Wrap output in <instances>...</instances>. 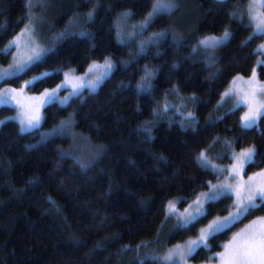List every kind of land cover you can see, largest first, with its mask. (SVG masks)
<instances>
[{
  "label": "trees",
  "instance_id": "obj_1",
  "mask_svg": "<svg viewBox=\"0 0 264 264\" xmlns=\"http://www.w3.org/2000/svg\"><path fill=\"white\" fill-rule=\"evenodd\" d=\"M174 1L192 4L196 10L194 25L181 37L171 30L172 13L180 7L158 14L143 32L132 30L156 0H43L36 6L34 15L44 18L45 47L51 51L22 79L4 87L18 88L49 72L46 80L28 90L39 94L61 84L65 72L85 73L92 62L106 57L116 67L96 92L85 91L69 105H47L38 130L22 133L15 120H8L16 109L0 107V120L7 121L0 126V264H141L142 260L156 264L136 251L161 236L167 202L174 201L184 210L218 178L200 167V152L213 141L229 139L238 150L254 145L257 159L264 161V119L258 129L242 131L244 109L213 118L232 79L248 78L256 68L259 56L254 49L264 41L255 38L241 46L251 32L246 20H234L229 13L242 9L246 0ZM129 11L132 15L121 19ZM32 14L29 0H0V48L29 25ZM117 23L125 43L118 41ZM225 29L232 36L216 50L214 64L197 56L199 40L222 35ZM132 33L138 35L130 39ZM151 38L156 42L149 43ZM11 60L12 53L0 56V67ZM145 66L155 73L151 94L137 91ZM259 75L264 80V69L259 68ZM178 96L194 112L193 125L182 126L171 110L166 116L159 114L161 102L168 97L175 102ZM71 115L79 133L101 146L98 158L89 165L67 152L64 137L44 138L46 131ZM261 169L248 166L245 175ZM232 204L233 198L210 209L205 223L191 233L176 231L169 243L196 236L211 219L228 213ZM261 216L264 210L256 209L210 238V248L192 260L209 261L240 229Z\"/></svg>",
  "mask_w": 264,
  "mask_h": 264
},
{
  "label": "snow or ice",
  "instance_id": "obj_2",
  "mask_svg": "<svg viewBox=\"0 0 264 264\" xmlns=\"http://www.w3.org/2000/svg\"><path fill=\"white\" fill-rule=\"evenodd\" d=\"M40 2L43 3V0H40ZM217 2L222 4L225 0H217ZM32 3L33 0H29L30 7ZM174 8V4L169 3L162 6L159 0H156L152 11L145 17L142 24L133 27H139L140 32H143L162 9L170 12ZM93 14L94 10L88 13L89 20L93 18ZM131 15L130 11L122 13L121 19L126 20ZM229 15L234 20L241 22L247 19L246 29L251 32V35L243 41L242 47L249 45V42L255 38L264 39V0H246L242 9L233 11ZM32 23L33 20L30 17L29 26L9 41L5 47L0 48V56L3 57L10 56L12 51L20 48L27 49L30 53L26 58L23 56L13 57L12 63L7 68L0 70V107H10L17 110L16 115L9 117L8 120H15L19 124L22 133L39 129L42 122L41 109L43 107L56 102L64 104L69 96L80 95L81 90L85 88L95 91L116 67L110 57L104 58L103 63L92 62L85 74L87 79L64 73L63 84L51 91L45 90L39 96H30L26 90H31L40 82L46 80L51 75L50 73L45 72L40 76L26 80L18 88L4 87L5 83L22 79L26 72L34 65L40 64L46 53L51 51V49H41L36 43V34L35 29L32 28ZM114 28L116 29L118 41L125 43L121 38L123 29L120 23L115 24ZM80 35L89 36L90 34L80 33ZM135 35L138 34L132 33L129 38L131 39ZM231 36V32L225 29L220 37L206 36L199 40L198 47L204 50H214L227 43ZM155 42V38H151L149 41V43ZM141 51H143V46ZM254 54L264 57V43L254 49ZM207 59L214 64V57L211 54ZM256 68L264 69V59H257ZM154 76L155 73L145 66L141 82L137 84L138 93L151 94V81ZM241 84L244 87H241ZM70 85L71 92L69 96L61 99L58 95L60 89H67ZM172 92L178 95L176 89H173ZM226 102H234V110L246 108L240 118L242 131L259 128L260 120L264 119V81L259 79L255 68L251 70L247 79L240 75L232 79L231 85L224 91L217 108H220ZM158 108L160 109L159 114L162 116H166L169 110L177 111L174 104L167 102H161ZM181 115L183 116V112H181ZM185 119L189 124L195 123V117L191 112L187 113ZM5 123H7L6 120H0V126ZM145 131L150 132V127H145ZM212 143L215 144L216 141ZM211 148L212 145H209L208 149L200 152L197 156V162L206 173L219 174V178L223 182L218 185L209 183L207 185L209 191L199 193L183 211L177 210L176 202L168 201L165 220L174 221L177 232L191 233L194 228L209 219L211 216L210 209H215L220 203L235 197L231 205L233 210L223 218L216 217L212 219L210 223H207V227L200 228L197 238L189 239L183 245H176L175 248L169 249L167 254L163 256L152 255L145 257V259L155 261L156 264H188L189 258L196 256L201 250L210 248V238H215L220 233L226 232L242 218L253 214L256 209L264 210V170L249 175L247 179L244 178V170L248 166L264 169V161L257 159L258 153L255 146L251 145L236 152L231 149L229 143L227 148L230 164L227 168H219L212 163L213 157L209 151ZM182 199L185 203L188 202L187 198ZM205 205H208V207H205ZM213 260H216L217 264H264V217H261L258 221H253L246 229L232 236L229 243L223 246V251L209 257L210 262ZM141 264H143V260Z\"/></svg>",
  "mask_w": 264,
  "mask_h": 264
},
{
  "label": "rangeland",
  "instance_id": "obj_3",
  "mask_svg": "<svg viewBox=\"0 0 264 264\" xmlns=\"http://www.w3.org/2000/svg\"><path fill=\"white\" fill-rule=\"evenodd\" d=\"M39 3H40V0H33V3L30 7V13H33L32 14V16H33L32 28L35 29L36 43L40 46L41 49H46L45 42H44V39L46 37L45 36L46 28H45L44 18H42L41 15H36V16L34 15V13H35L34 10L36 9V6ZM159 3L162 6L168 5L169 3L175 5V8L172 11L169 12V11L162 9L159 12V14H162V13L170 14L173 11H175L178 7H180V10L177 13H172V14H174V19H173L174 22L172 24L171 30L174 33V35L181 37L187 31H190V29L192 28V26L194 25V22L196 20L195 19L196 10L194 8V5H192V4L187 5L182 1H174V0H159ZM245 20L247 21V19H245ZM135 26H139V25H135ZM137 29H139V27H133V25H132V30H137ZM214 36H216V35H214ZM220 36L221 35H218L216 37H220ZM262 43H264V41ZM219 47H217L214 50H204L203 48L198 47L200 49L198 50L199 52L197 53V56L208 57L210 54L213 56ZM29 54H30L29 51L27 49H24V48L14 50L12 52V60H13V57L23 56L26 58L27 55H29ZM258 59H264V58L259 57ZM12 60L9 64L12 63ZM97 63H103V62H97ZM113 63L115 64L114 61H113ZM9 64L1 66L0 70L7 68L9 66ZM255 69L259 75V68H255ZM86 72L79 74V73H76L74 70H71V71H67L65 73H70L73 76L85 77V79H87V77L85 76ZM47 73H49V72H47ZM259 79L262 80L260 78V75H259ZM104 81L102 83H104ZM262 81H264V80H262ZM63 82H64V80H63ZM63 82H61V84H63ZM102 83L99 84V86L95 89V91H90L88 88H85V89L81 90V93H83L85 91L96 92L99 89V87L102 85ZM61 84H59L57 87L52 88V89L58 88ZM241 87H244V85L241 84ZM52 89H47V90L51 91ZM26 92L30 96H39L41 94V93L33 94V93H30L28 90H26ZM70 92H71V85L67 89L61 88L58 95L61 99H63L65 96H69ZM77 96L78 95L69 96V99L64 104H61L59 102H56V103L63 105V106L69 105L70 102ZM164 102H167L169 104L172 103L177 107V111L171 112V113H172V115H174V117H175L174 119H176V121L180 122L182 126L187 127V126L193 125V124H189V122L185 119V117L187 116L188 112H191L193 114V116H195L194 112H192L190 109H188V102L182 96H178L176 98L175 102H172L171 97H168V99H166ZM45 107H43L41 109L42 122L39 125V128L42 126V124L44 122V108ZM232 110H234V102H226L225 104L221 105L220 108L215 109V111L213 113L214 114L213 118H214V120H216L217 118L224 116L226 113H228ZM244 111H246V108H244ZM181 112H183V116L181 115ZM243 114H244V112H243ZM243 114H242V116H243ZM195 122H196V120H195ZM55 136H62L66 139V146H64V148H66L67 152L71 153V155L77 161L81 162L82 164L89 165V164L95 162L96 159L98 158V155H99L100 150H101V146L94 145L90 141L89 138H87L86 136L79 133V131L76 128V122H75V116L74 115H71L69 118L61 121L55 128H53L52 130L46 131V133L44 134V138H50V137H55ZM229 143L231 144V149L233 151H236V152L240 151L234 147L233 142L229 139H224L221 141L219 140L215 144L212 145L211 149H209V151L211 152V155L213 157L212 163L215 164L219 168L229 167L230 160H228L229 156H228V148H227V145ZM262 170H264V169L258 170L257 172L262 171ZM254 173H256V172H254ZM254 173H252L250 175H253ZM217 175H218V178L216 179V181H212V182H210V184L218 185V184L223 182L222 179L219 178V174H217ZM247 177L248 176L245 175V170H244V178L247 179ZM208 191H209V189H207L203 192H208ZM234 200H235V197H233V202H234ZM205 207H208V205H205ZM177 210L183 211V210L178 209V207H177ZM232 210L233 209L231 208L228 213H226L224 215H218L216 217L223 218L225 215L230 214V212ZM216 217H214L213 219H215ZM261 217H264V216H261ZM261 217L253 219L252 221L247 223L242 229H240L237 233H240L241 231L246 229L248 227V225H251L253 223V221H258ZM211 220L208 223H210ZM205 227H207V224L203 225L201 228H205ZM175 232H176V230H175L174 221L167 220L166 224H165V228H164L161 236L158 239H156L154 241H150V242L146 243L145 245H142L141 247H139L137 249L136 253L141 255L140 257H143V256L148 257V256H152V255L163 256V255L167 254L169 249L175 248L176 245H183V244H185V242L187 240L197 238V235H196V236H192V237H190L184 241L177 242L175 244H171V243H169V240ZM229 241L226 244H228ZM188 264H217V261L213 260L211 262L210 261L195 262L192 260V257H191L188 259Z\"/></svg>",
  "mask_w": 264,
  "mask_h": 264
},
{
  "label": "water",
  "instance_id": "obj_4",
  "mask_svg": "<svg viewBox=\"0 0 264 264\" xmlns=\"http://www.w3.org/2000/svg\"><path fill=\"white\" fill-rule=\"evenodd\" d=\"M215 1H217V0H215ZM225 1H227V0H225Z\"/></svg>",
  "mask_w": 264,
  "mask_h": 264
}]
</instances>
